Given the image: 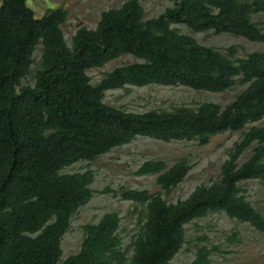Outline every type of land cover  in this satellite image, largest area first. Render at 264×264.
<instances>
[{
    "label": "trees",
    "instance_id": "16d2710c",
    "mask_svg": "<svg viewBox=\"0 0 264 264\" xmlns=\"http://www.w3.org/2000/svg\"><path fill=\"white\" fill-rule=\"evenodd\" d=\"M65 17L60 4L36 16L26 0H0V264H119L127 258L129 264H170L184 241V224L209 212L264 232V214L239 184L264 177V122L251 123L264 119V50L235 55L233 43L204 44L172 26L182 22L193 31L264 42V0H171L147 17L139 0H122L101 9L93 27L78 25L69 41L60 27ZM124 53L135 59L90 80L86 69ZM27 74L32 82L22 83ZM235 80L245 86L224 104L202 100L137 111L103 100L106 90L125 84L223 91ZM224 130H239L240 137L226 150L217 176L182 198L123 185L102 188L139 205L128 257L117 233L119 216L107 210L82 223L78 248L60 258L61 235L93 192L91 168L63 171L65 166L136 136L205 143ZM190 166L183 156L168 165L147 157L134 172L155 173L168 193ZM216 247L197 246L185 264H210Z\"/></svg>",
    "mask_w": 264,
    "mask_h": 264
},
{
    "label": "rangeland",
    "instance_id": "374dc122",
    "mask_svg": "<svg viewBox=\"0 0 264 264\" xmlns=\"http://www.w3.org/2000/svg\"><path fill=\"white\" fill-rule=\"evenodd\" d=\"M122 0H26L34 15L40 16L44 10L53 5L66 8V17L60 24L64 38L69 41L75 28L83 24L93 27L101 9L116 6ZM145 16L158 14L171 0H139ZM261 15V14H260ZM253 15L254 18L263 15ZM172 26L179 31L193 35L199 42L221 47L233 43L235 55H243L253 49L264 50V42L252 41L240 35L227 32L215 33L211 29L191 30L185 23L175 22ZM38 46L33 57L38 54ZM128 53L111 58L98 67L86 69L92 82L103 72L117 64L134 60ZM22 83L32 82L30 74L21 79ZM243 86L244 82L235 80L223 91L196 90L185 85H162L147 83L143 85L125 84L123 87L106 90L103 100L130 110L142 111L148 108H169L176 104L195 105L202 100H214L224 104ZM259 119L251 123H263ZM240 137L239 130H224L212 134L207 142L197 143L194 139H172L164 141L147 136H136L127 143L112 147L93 159L78 160L63 168L71 171L89 167L93 170L90 186L93 192L89 200L80 205L70 217L69 226L60 238L61 255L75 251L82 239V223L95 221L107 210H115L119 216L117 233L122 244L130 253V242L138 227L140 215L137 205L132 201L120 198L111 190H103L105 185L118 191L120 185L146 188L148 191H159L167 200L184 197L195 184L208 182L215 178L219 171L220 161L232 142ZM247 148L240 156L243 159L249 154ZM185 157L191 163L183 179L168 193L155 182V173L136 174L134 169L144 158L163 159L166 164L179 157ZM245 188L247 199L264 214V177L246 178L239 182ZM216 245L209 253L210 264H259L264 256V232L253 228L245 221L228 217L223 212H209L205 216L194 218L184 224V241L170 259V264H185L194 255L196 247ZM119 264H129L128 258Z\"/></svg>",
    "mask_w": 264,
    "mask_h": 264
}]
</instances>
